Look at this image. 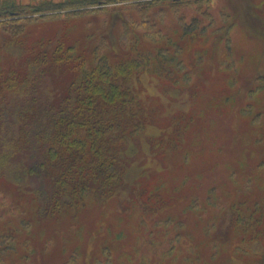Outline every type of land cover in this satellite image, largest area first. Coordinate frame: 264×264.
Masks as SVG:
<instances>
[{
  "label": "rangeland",
  "instance_id": "1",
  "mask_svg": "<svg viewBox=\"0 0 264 264\" xmlns=\"http://www.w3.org/2000/svg\"><path fill=\"white\" fill-rule=\"evenodd\" d=\"M7 1L85 6L29 14L18 39L0 30V236L13 235L0 264H264V0ZM129 27L152 65L129 81L144 127L111 191L46 216L51 179L27 173L43 157L34 133L76 71L49 62L18 86L10 75L25 80V51L41 41L76 53L105 43L118 58Z\"/></svg>",
  "mask_w": 264,
  "mask_h": 264
},
{
  "label": "trees",
  "instance_id": "2",
  "mask_svg": "<svg viewBox=\"0 0 264 264\" xmlns=\"http://www.w3.org/2000/svg\"><path fill=\"white\" fill-rule=\"evenodd\" d=\"M89 3L105 5L109 1L94 0ZM67 4L70 3L45 2L37 7H14V3L7 1L5 7H0V20L7 18V21L0 22V30L18 39L23 29L19 22H27L35 15L58 16L66 9L83 8L64 7ZM72 4L85 6L74 1ZM29 14L32 17H28ZM126 31L133 39L124 40L125 44L131 43L129 51H124L118 58L113 59L109 55L105 43L76 53L74 47H66L61 39L46 44L48 48L41 41L25 51V80L17 71H12L10 75V84L18 86L32 82L44 72L49 62L71 64L76 71L71 90L60 103L51 102L43 107L49 128L34 133L43 157L33 161L27 173L39 178L46 175L51 179V185L43 192L46 195L42 211L46 216H58L67 210L76 212L99 191H111L125 169L126 157H122L124 146L134 133L144 127L141 113L134 108L137 92L129 86V81L137 73L146 71L151 59L140 51L135 31L130 27ZM158 41L159 53L169 50L170 42ZM118 44L123 46L120 40ZM34 101L33 105L37 103ZM4 114L0 112V120H3ZM4 160L5 157L0 158L1 162ZM239 212L242 214V211ZM11 233L0 236V256L3 253L1 246L8 250L7 243L13 238Z\"/></svg>",
  "mask_w": 264,
  "mask_h": 264
}]
</instances>
